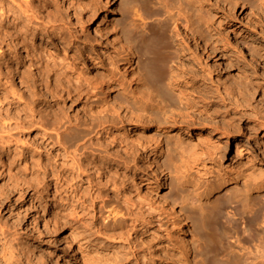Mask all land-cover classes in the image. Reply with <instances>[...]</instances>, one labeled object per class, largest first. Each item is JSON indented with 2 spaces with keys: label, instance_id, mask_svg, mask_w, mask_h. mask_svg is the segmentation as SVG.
Returning a JSON list of instances; mask_svg holds the SVG:
<instances>
[{
  "label": "rangeland",
  "instance_id": "1",
  "mask_svg": "<svg viewBox=\"0 0 264 264\" xmlns=\"http://www.w3.org/2000/svg\"><path fill=\"white\" fill-rule=\"evenodd\" d=\"M165 1L31 0L36 18L29 20L33 36L27 47L50 54L48 67L63 73L60 87H77L79 96L63 95L51 118L42 86L25 87L15 74L0 72V98L5 92L29 99L30 87L49 120L45 128L55 120L74 124L64 132L62 148L55 136L48 137L52 130L23 128L16 124L17 110L0 109L7 114L0 136L38 162L49 158L78 175L62 187L63 214L73 212L58 225L47 222L53 206L50 177L28 174L32 188L0 179V226L8 232L5 240L0 236V255L4 245L23 264H47L38 261L42 249L56 264H232V258L233 264H264V228L252 220L264 214V0ZM157 9L160 20L154 14L143 18ZM40 23L44 28L33 29ZM191 30L199 33V44ZM4 31L0 38L8 43L7 53L17 55L15 67L39 79L21 60L26 52L19 49L20 40L6 38ZM113 35L127 39L135 51L133 66L120 64L125 58L113 47ZM107 69L115 73L104 91L97 77ZM46 82L56 85L54 76ZM90 120L103 124L90 131ZM76 122L82 124L75 127ZM250 123L257 129L252 133ZM150 136L165 149L156 177L145 163L154 145ZM136 138L150 141L142 147ZM106 153L126 161L105 162ZM248 204H253L249 212ZM230 207L236 214L226 221ZM36 212L44 227L34 219ZM174 212L185 216L188 240L180 247L171 237ZM234 238L248 244L251 255ZM252 243L259 248L252 250Z\"/></svg>",
  "mask_w": 264,
  "mask_h": 264
},
{
  "label": "bare ground",
  "instance_id": "2",
  "mask_svg": "<svg viewBox=\"0 0 264 264\" xmlns=\"http://www.w3.org/2000/svg\"><path fill=\"white\" fill-rule=\"evenodd\" d=\"M198 1L199 0H194V2H198ZM217 1H219V0H216V2ZM165 2H166V4H169L168 0L165 1ZM216 6H217V4H216ZM171 8H172V6L168 5L167 8H166V11L170 13L171 10H172ZM179 10L180 9L177 10L178 11L177 12L178 17L181 15ZM106 11H109V8H107ZM161 13H162L161 10L159 12L158 9L154 10L153 12L151 10H149V11H147V12H145L143 14L144 15L143 18L146 20V19L150 18L151 16L153 17V14H154L156 16L155 19H159L160 15H162ZM35 18H36V12L33 10V7L31 6V0H0V33L1 32L3 33V30H5V31L7 30V33H6L7 37L6 38H11L14 35L15 38L20 40V41H17V42L20 43L19 49L21 47L22 50L26 52L25 55L22 56L21 60L25 61V63H27L28 66L32 67L34 70H37L36 73H38L39 79H37L35 81L33 79V77L31 76V73H30L29 70H27L25 68H23L21 70V65L18 66V67L17 66L15 67V62L17 63V55L12 53V52H8L7 53L8 43L6 41H4V39H2V38H0V72H6L7 74H11L12 76H13V74H15L16 77L19 79V82L23 83L25 85V87L28 86V84L31 87L35 86V83H37L39 86H42V88L45 90V93L48 95V97L50 99V100H47L48 105L45 106L44 109L48 110V112H49L48 114L51 116V118H55V115L57 114V111H56V109H54V107L55 106L56 107L59 106L60 100H61L60 98L64 95V99H65L66 97L71 95L72 99L76 100L78 98V96H79V92H78L77 87H74V89H63V88L60 87V84L63 81V73L62 72H58L56 70V68L53 67V66L48 67L49 64H48V62L46 60L47 58H45V55L46 56L48 55V57H49L50 54H45L44 55L42 53V51L40 50V47H37V46L35 48L33 47L34 50H33V48H31L32 50H29V47H27V46H29V40L32 39L31 37L33 36L32 32L30 33L31 35L29 36V30H30V28H32V27H29V20L33 21V19H35ZM143 18H142V20H143ZM184 18H186V16H184ZM188 19L189 18L187 17V19H186L187 22H188ZM6 20H8V24H6ZM22 20H23V22H24V20H25V22L27 20L28 21L27 25L21 24ZM105 20L107 22L108 18H106ZM30 24H32V23H30ZM43 26H45V25L42 24V23L37 24V25L34 24L33 29L40 30V28H44ZM45 28H47V27H45ZM41 30H43V29H41ZM104 30H106V28ZM100 31H101V29H100ZM95 32H96V35L99 34L98 33L99 31H97L96 29H95ZM190 32H191V35L194 38V40L199 44L201 42V38H199L200 37L199 33L197 32L198 36H199L198 37L196 35L197 33L195 34L194 31L191 30ZM117 38L114 35L112 36V42H113L112 45H113V47L115 46L116 49L117 48H118V50L120 49L118 52L121 51L124 54L125 60L120 62V64L133 66L134 58H135V55H134L135 51L133 52V49L130 47L131 45L129 46L127 44V39H125L122 42L121 40L119 41V39H117ZM14 41H15V39H14ZM120 42H122V43H120ZM204 43H206V41ZM204 43H203V45H204ZM15 44H17V43H15ZM3 47H5L4 50L2 49ZM19 49H17V51H19ZM37 51H38V53H37ZM35 56H36L35 63H32V62H34L33 60H34ZM113 59L114 58H110V61H108V62L110 64H113V61H114ZM205 62H209L210 63V61L208 60V54L205 57ZM211 65H212V63H211ZM214 69L217 72H219L217 67H214ZM114 73L115 72H114L113 69L112 70H108L107 69V72H103L102 73L103 75L97 77V79H99V81H97V83H99V85L102 86L104 91H108L106 89V87H104V86L106 84H109V80L113 76ZM0 75H1V73H0ZM51 76H54V82H56V85L55 84L53 86L47 85L46 79L47 78H51ZM32 96H33V93H32V90L30 89V87H29V94H26V97H29V99L23 97L20 94L17 96V98L14 99L11 96V94L8 95V94H5V92H3L2 95H1V98H0V109L4 110L5 112H7L8 110H11L12 108H14V110H17V112L19 114V116L17 117L19 119V122L16 123V124L22 126L23 128L26 127V126L37 125L39 127H42L43 130H52L54 134L52 135V133H50V131H48V133H47L48 137L55 136L56 144H58V146H60L62 148H66L65 141H64V132L66 133V131H68V130L70 131L72 129L71 124H74V123H72L71 119H65L64 121L55 120L54 119L55 121L54 122L52 121L51 127H49L47 125V128H45L44 127L45 123H48L49 120L43 114L40 113L42 107H39V106H41V104H40V102H36L35 103L33 101V99H32ZM21 98H24V100L21 101L20 100ZM51 101L53 102L52 104H51ZM45 103L46 102H44V104ZM13 104H16V106L13 107L12 106ZM37 106L40 108L38 112L35 111ZM28 110H29V114L27 112ZM5 112L0 111V123L1 124L4 123V122H2L4 117H7V114ZM130 112H131V110H130ZM28 116H29V118H28ZM73 122H75V121H73ZM81 124H82L81 122H76L75 127H78ZM102 124L103 123H101V122L94 123V122H92V120H90V121H88V124H86V125H89L90 126V131H93L96 127H100ZM250 124L247 127V130L249 131V133L250 132L252 133V132L256 131L257 129H256V127L253 124H251V125ZM62 126H63V129L60 131V128H62ZM136 140L142 147H145V145L147 143H149L150 140H153L154 145H153V150L150 152V155H149V158H148V162L149 163H147V161L145 163L148 165L149 174L156 177L159 169H161L162 166H163L162 158H163V155L165 153V149L162 148V145L159 142L160 140L157 141L158 139H156V137H153V136L151 137L150 140H148V139L146 140L145 139L143 141H140V138H136ZM120 143H121V141H120ZM121 148H122L123 152L126 151V148L124 146H121ZM104 158H105V162H111V160H114V161H122V160L126 161V158H123V157H120V156H117V155L111 154V153H106ZM247 163H250V162H247ZM239 167H241V166H239ZM144 168H145V166H144ZM101 169L103 170V169H105V167L101 168ZM105 171H107V170H105ZM147 173H148V171H147ZM17 174L20 175V177L22 176L23 179L19 180L17 178H14V176L17 175ZM28 174L30 175V177L34 176L35 179L38 178L39 175H40L42 178H44V179L46 178V181H49L48 177H50L51 178L50 181L53 183V191H52L53 198L50 201V204L52 203L53 206L50 208V212L48 213L49 217L47 219L48 220L47 222L48 223L52 222L53 224H57L58 225L59 222H62L63 219L67 220V218H69L68 216H71L73 210H72V208H70L68 210V213L63 214L64 209H66L65 207H67V205H66V203L64 201L65 200L64 195L62 194L63 193L62 187H63V185L65 183L67 184V182L72 181L74 179V177L76 175H78V172L74 173V172H71V170H70V172H66L64 170V165L62 163H60V162L55 163L54 160H51L49 158H46L43 162H38L37 158L34 155L26 154V152L24 151L23 147L20 148V147H17V146H11L10 142H8L7 140H3L2 136H0V179L4 180V181H6V180L7 181H12L15 185L16 184H22V185L26 184L27 186H29V188H32L34 186V183L30 182L29 179L28 180L25 179V177ZM261 180H263V179H261ZM105 181L106 182H110L111 180L109 178V179H105ZM70 185H73V183H71ZM75 197H76V194H74V197H72V199H74ZM69 200H70V198H69ZM263 200H264V196H263ZM171 204H173V203H171ZM252 205L253 204H251V205L248 204L247 205L248 212L251 209H253ZM180 213L179 212H174V218L172 216V213H170L171 216H172V219H174V231H173V234L171 233L172 234V236H171L172 237V241L174 240L175 243H180L179 247L181 245H183L185 241L187 242V240H188V239H185V237H184L185 236V227H186L185 226V219H184L185 216L183 217L182 216L183 213L182 212H180ZM225 213H226L225 214L226 221H230V217H232L233 215L236 214L235 208L234 207H230L229 210L228 209L225 210ZM34 215H35L34 219L38 220L41 223V225H43V227H44V222L45 221H43V219L40 217L41 214L39 215L36 212V213H34ZM260 215L261 216H256V217L254 216L252 220H253V222L256 225L259 226V228L260 227L264 228V214L263 215L260 214ZM172 219H171V221H172ZM36 220H34V221H36ZM46 224H45V226H46ZM171 225H172V223H171ZM171 225H170V228L172 227ZM59 226H61V225H59ZM170 228H169V230H170ZM47 229H48V226H47ZM166 230H168V229H166ZM53 232H54V234H56V232H58V231L55 229V231H53ZM7 233H8L7 230L4 229L2 226H0V236L4 238ZM169 233H170V231H169ZM171 234H169V235H171ZM232 234H233V232L231 233V236H232V237H230L231 239L233 238V235H234V234L233 235ZM262 234L264 236V232H262ZM256 235H254L255 236L254 238L256 239V237H257V238H259V240H261L260 239L261 237H258ZM252 236H250V237H252ZM54 237L57 238V236H54ZM167 237H168V234H167ZM262 238H264V237H262ZM4 240H5V238H4ZM235 240H236V242L239 241L238 238L235 239ZM2 242H4L3 244H5L6 241H2ZM175 243H173V244H175ZM176 245L177 244H175V246ZM238 246L240 247L239 249H241L243 251L245 249L246 250L248 249L247 252H249V253L251 252V250H249V245L248 244H245V243L239 241L238 242ZM252 246L255 247V249L254 248L252 249L254 251L257 248H259L256 243H252ZM7 247L8 246L5 247L3 245L2 249H1L2 252H1V255H0V264H23L22 261H20L18 259H16V260L13 259L14 255H13L12 251L9 250ZM185 248L186 247H184V249ZM154 250H155V248H154ZM259 250L262 252L261 247H260ZM42 251H44V250L42 249V250H40V253L38 252L39 253L38 254V256H39L38 257V261L39 262H41V263L42 262H45V263L47 262V264H56L57 258L56 259L54 258V260L56 261L55 262V261L52 260L51 257H47L46 256L49 253H46V255H45V253H44L45 251L44 252H42ZM155 252L156 251L151 253V254H153L151 262L153 261V258L155 256ZM252 253H253V251H252ZM256 253H257V251H256ZM250 255H251V253H250ZM263 257H264V254H263ZM230 259H229V261H230ZM232 259H233V263H235L234 261H235L236 258H232ZM250 264H252V263H250Z\"/></svg>",
  "mask_w": 264,
  "mask_h": 264
}]
</instances>
